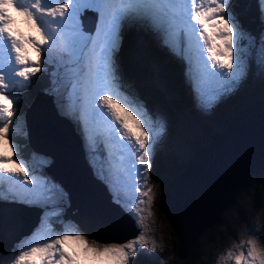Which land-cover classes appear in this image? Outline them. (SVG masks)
<instances>
[{
  "label": "snow or ice",
  "instance_id": "snow-or-ice-1",
  "mask_svg": "<svg viewBox=\"0 0 264 264\" xmlns=\"http://www.w3.org/2000/svg\"><path fill=\"white\" fill-rule=\"evenodd\" d=\"M259 6L264 17V0ZM235 7L236 0H0V145L11 152H0V200L45 209L30 236L7 254L0 252V264H80L81 253L99 264H130L138 250L149 245L156 250V237L146 222L155 201L149 182L166 121L147 109L118 70L122 32L127 27L148 31L159 46L186 63L195 101L202 110H211L239 87L253 62L264 71V30L258 39L244 30ZM86 11L96 14L93 31L82 27ZM20 23L26 25L27 35ZM52 64L57 68L53 90H67V103L58 107L78 125L89 152L95 153L93 170L140 229L126 242L89 239L75 226L55 231L50 217L61 215L60 201L67 193L46 176L36 175L20 155L16 105L32 78ZM101 144L107 156L100 155ZM72 243L81 253L67 250ZM240 248L234 264H264V248L255 240L248 241L246 252L243 242ZM226 255L231 258L233 253Z\"/></svg>",
  "mask_w": 264,
  "mask_h": 264
},
{
  "label": "water",
  "instance_id": "water-1",
  "mask_svg": "<svg viewBox=\"0 0 264 264\" xmlns=\"http://www.w3.org/2000/svg\"><path fill=\"white\" fill-rule=\"evenodd\" d=\"M42 93L38 89L32 104L38 95L45 97ZM208 136L205 144L194 143L188 163L167 182L164 191L169 217L165 227L174 231V251L179 258L188 253L204 229L217 221L222 208L236 199L238 187L247 177L264 169V108L250 111L246 116L233 114L220 132ZM82 159L83 162L71 163L74 169L71 178L91 193L93 203L86 217L117 230L120 234L117 241L135 236L138 229L131 230V223L122 218L118 205L110 201V194L102 193L93 184L91 168L83 156ZM75 187L71 190L73 198L79 194L75 193ZM99 206L107 211V217L101 220L95 214ZM74 212L75 207L68 203L62 216L75 220L71 216Z\"/></svg>",
  "mask_w": 264,
  "mask_h": 264
},
{
  "label": "rangeland",
  "instance_id": "rangeland-1",
  "mask_svg": "<svg viewBox=\"0 0 264 264\" xmlns=\"http://www.w3.org/2000/svg\"><path fill=\"white\" fill-rule=\"evenodd\" d=\"M243 21H244V18H243ZM250 23L255 28L254 33H251L250 31H248L247 25L244 26V23L241 22L244 30H246L248 33L252 34L253 36H256L258 39L260 34L257 33L256 23L255 24H254V22H250ZM86 26L87 25L85 23V27ZM139 36L142 37V34L139 33ZM124 38L125 37L122 38V43L120 45V48L125 44L123 42ZM126 38H127V35H126ZM133 54H134V59H135L136 52L134 51ZM117 55H118V52H117ZM117 55H116V60H117L118 66H119L118 70L121 72V66L119 65ZM125 58H127V56H125ZM126 64H127L128 70L131 71L132 74H134V78L137 81L138 85L136 84V82L133 84L131 81H130V84L132 86H134V89L136 88L135 92H136V94H138L139 99L141 101H143L144 103H145L144 100L149 101L147 99V97L144 95L143 90L147 91L151 87L154 88L153 86H156L157 84H159L160 80L158 79V83H156L157 79L155 78V74L159 75L158 70H156L155 68L153 69V67L140 68L138 66V67H136V69L134 71L132 69L131 65L127 61H126ZM252 67L254 69V72H253L254 76H253V81L251 84L253 85V88L257 90L255 98L257 99V101L264 102V71H261L260 68L255 64V62L252 63ZM152 70H154V72H152ZM60 71H62V69ZM186 71H187V69L182 66V68H181L182 81L186 85L189 92L192 93L191 86L189 83H187L188 79L186 77ZM150 72L152 74H150ZM141 73H143L144 77L142 76ZM122 75H123V73H122ZM184 78L187 82L184 80ZM125 87H126V85H124V88ZM125 89H127V87ZM128 91H131V90H128ZM235 93H237V90H235L234 92H232L229 95H233ZM143 95H144V97H143ZM229 95L223 97L220 100H224ZM45 101H49L47 97H43V98L39 99V102H42L43 106L45 105ZM157 101L158 102L155 104V108H156L155 110L156 111H154V114L159 113V115L164 116V118L165 117L169 118V119L171 118V125L173 128L179 129L180 131L183 132L184 135H186L184 132L190 133L195 127L197 128V125L199 124V122L186 119L184 114L181 111H179V110L173 108L172 106H170L169 104L165 103L161 97ZM168 101L171 104V103L175 102L176 100L173 98H169ZM232 102L236 105L237 108L239 107V103L240 104L248 103L246 101H240L239 102L237 97H235L231 101H226L223 103L225 111L222 112L223 113L222 115H225L227 117L231 116V110H230L231 105H229V104ZM66 103H67V90L65 88L61 87L58 90V95H57L56 99L53 101V104H54V106H56L57 112L60 115L59 117L66 120L68 123H71L73 119L63 115L60 112L61 108L58 107V105H63ZM150 104H153V102H150ZM215 108H219V106H216ZM252 111H254V110H252ZM214 114H217V110H214V108H212L210 110L208 116H213ZM19 119L21 122V127L25 130L26 135H27L26 119H25L24 114L20 115ZM174 119H185V121L187 120V122H189V125H186L184 123V129L177 128V127L173 126L172 120H174ZM212 121H217V120L215 118H213ZM218 124L220 125L221 123L218 122ZM191 125H194V126H191ZM186 127H188L191 131L188 132L187 129H185ZM191 133H193V132H191ZM18 135L24 136L23 131H21V133ZM171 135L173 138L175 137L176 146L174 148H172L170 150V152L173 154V159L176 162V164H178L179 166H182L183 165L182 163L185 162V159H186V147H187L186 138L185 137L181 138L179 133H177L176 131H173ZM208 140H209V136H208V139L203 143H199V142H194V143L202 145V144H205ZM38 144H40V146H38ZM48 144L49 143L46 142L42 145L41 143L38 142L36 144L37 146L35 145L36 146L35 149L37 151L31 150L30 148H28V150H27L28 158L27 159L24 158V159L35 169L36 175L42 174V175L46 176L50 180L54 181L56 184H59L64 189V191L67 193V197L60 201V209H61V213H62L64 206L67 203L66 200L69 199L68 202L70 204L73 201V199L77 198V197L72 198V200L70 198H68L69 196H68V192H67L66 188L63 186V184L59 180L56 179V177H57L55 174L56 171L50 170V167H52L56 161L53 160L54 162H51L52 160H51L49 155L52 154V151L48 148H44V145H46L47 147H50V146H48ZM192 145H194V144H192ZM23 149H24V147L20 146V150H23ZM158 156H159V153L156 152L155 158L153 160V165L155 164ZM48 161H49V163H48ZM61 163H62L61 160H59L57 165L54 166V169H56L57 167H58L57 169H59V166L61 167ZM90 166L92 169L91 164H90ZM156 180L157 179L155 178L154 174L153 175L151 174V180L149 183L153 187V191L155 194V201H154V205H153V216L150 218V221H146V222L149 223V225H150V228L148 229V231L151 232V234L156 237V241L159 242V243L157 242L159 245L157 244V246H156L158 253L156 254L155 258L159 259L161 261V260L165 259L164 257H162V258L159 257L160 255H162L164 253L162 244H165V248L168 250V254H170V252H172L171 247L167 246V245H169V237L171 236V228L165 227V224L168 223V221H167L164 209L161 207V204H160L161 191L164 188V186L166 187V184H165V182H162L161 180H159L158 182ZM93 184L95 186H98L101 188L100 183L98 181L93 180ZM104 190H105V188H104ZM105 192H106V190H105ZM110 195L113 198V194L111 192H110ZM6 202L8 203V201H6ZM231 203H233V204L230 205L229 208L227 209V212L225 214V216H227V217L226 218L224 217L223 225L221 224V226H220L219 221L216 222L219 225V226H217V235L216 236H221L223 238V243H221L222 246H225V245L227 246V249H225V254L222 257H219V259H217L216 264H234V257H235V255L239 254V252L241 250V248H240L241 243L243 242V249L246 252L247 247H248V241L250 239L255 240L259 244L260 247L264 248V169L258 170L255 173H252L248 176L246 181L240 186L236 199ZM18 207L19 208L21 207L20 203L0 205V208H4V209H0V218L7 219L8 213L11 212V210H9V209H16ZM40 207L42 209V214L38 218L34 230L40 225L41 219L45 215L44 207L42 205H40ZM5 209H7V210H5ZM122 209L125 211L124 207H122ZM19 213H24L25 215L27 213V215L25 216L26 219H24L23 221H21L20 219H16V220H14L15 223L13 221H11V223H14V229H13V232H11V233L5 234V232H4L5 229L3 228V232H4L3 244H5V245L8 244V242L11 240V238H13V236L15 238L21 231H24L26 229V227L30 224V221L32 220V218L35 216V214H37V210H34L33 212H19ZM119 213L125 221L131 223V225H132L131 230L138 228L135 220L130 215L127 216V215L121 213V211ZM151 221H154V223H152ZM227 221L229 222L228 225L226 224ZM54 222H55L56 227H61V228H64L65 226H75V227L79 228L85 235H87L89 239H91L89 237V235L85 232V230L80 226V224H76V223L71 222V221L70 222L65 221V220L61 219V215L58 217H50L51 226L54 225ZM89 222L94 223V224H98L97 222H94L93 220H91V221L89 220ZM3 223H6V220L1 222V224H3ZM3 225H5V224H3ZM3 225H2V227H3ZM52 228H54V227H52ZM34 230H32L27 235H23L22 237L30 236ZM109 230L111 233L106 235V238L97 239V240H101V241H103V243H123V242H126L129 239H132L135 236H137L139 234V231H140V229L138 228V232L134 237H130L124 241H117L120 234L115 229L111 230L109 228ZM4 238H6L7 242L4 241ZM17 242H20V241H14V243H16V244H17ZM12 247H13V245L11 246L10 250L12 249ZM217 247H218V244L209 245L207 247V251L210 252V257L214 260V262H215V259L217 257ZM229 251H232V253H233L231 258H229L226 255ZM1 252H5V250L1 249ZM136 257H133L130 263H133L136 260ZM203 258L206 259V255H204ZM149 259H151V257ZM134 264H136V262ZM194 264H196V263H194ZM206 264H208V262H206Z\"/></svg>",
  "mask_w": 264,
  "mask_h": 264
},
{
  "label": "trees",
  "instance_id": "trees-1",
  "mask_svg": "<svg viewBox=\"0 0 264 264\" xmlns=\"http://www.w3.org/2000/svg\"><path fill=\"white\" fill-rule=\"evenodd\" d=\"M236 4L237 5L235 7V13L237 14L239 21L244 23V26H246L247 24L253 21L254 24L256 23L257 33L261 34V31L264 30V27H261L260 21H258V19L254 17V15H257L255 3L250 0H246V1L236 0ZM244 15L246 18L244 17ZM247 30L249 31L248 25H247ZM133 50L136 52L135 59H134ZM119 56L121 58V63L123 67L122 76L124 79H126L127 81L130 80L131 82L136 81L134 78V74H132L131 71L128 70L126 61L131 65L134 71L138 66L140 68L153 67V69L155 68L159 72L160 76L155 74V78L157 80L159 79L160 82L156 86H153L155 89H153L154 93H152V96H157L159 98L161 97L162 100L169 105H170L168 101L169 98H173L177 102H179L182 106L187 108L189 111L192 110V106L190 103L191 102L190 92L187 89L184 82L182 81V74H181L182 72H181L180 64L176 63L167 54H165L158 47L156 42L152 40H146V39L144 40L143 37L139 36V33H135L134 29L130 27L127 31V38L125 40V44L119 50ZM125 56H127V58H125ZM55 71H56V66L54 64L48 65L46 66V69L44 71H41L35 77L32 78L31 86L26 91L20 94L19 102L16 105L18 109V114L22 112L20 115H23L26 108H27L26 111H28V109L32 106V101L35 99V94L38 91V89H45L49 91L53 89L52 81L55 78L54 76ZM152 72H154V70H152ZM141 74L144 77L143 73ZM245 100L248 103L246 104L239 103L238 108L233 103L234 104L232 106L233 114L243 115L249 111L264 108V102L256 101L253 100L252 98H246ZM146 103L149 105V107H151L150 108L151 110L156 109L153 105L151 106L147 101ZM223 111L224 109L221 110V112ZM217 118L221 121L220 128L222 126L224 128L228 118L230 117L221 114L217 116ZM217 129H218L217 124L203 122L199 130L193 132L194 135L191 138L186 139V141H189L190 145L194 144V142L203 143L208 139V135L210 133L211 134L215 133ZM170 141L171 139L170 137H168L164 148H161V150L159 151V153L160 152L161 153L153 169V174L157 179L156 181L158 182L159 180H161L162 182H165V184H167L168 180H170L175 174L180 172L184 164L186 163L185 160V162L182 163L183 164L182 166L176 164V162L173 159V154L169 151V148H171ZM190 150L191 147H189L186 150L187 157L190 153ZM21 155L22 157H24V153H22ZM240 186L238 187V189L240 188ZM169 189L170 188H167V190ZM164 191H165V186L161 191L160 204L161 207L164 209L167 221L169 223L168 213L166 212L164 205ZM230 205L231 204L226 205L224 208H222L220 212V217L218 220L220 226L221 224L223 225L224 217L225 218L227 217L225 216V214ZM226 224L228 225L229 222L227 221ZM219 225L217 223H213L212 225L204 229L202 233L196 238L195 243H193V245L190 247L188 253L182 258H179L175 254L174 247L176 243V236L174 235V231L171 229V236L169 237V245L167 246L171 247L172 252L168 254L169 257L168 264H194V263L198 264L199 262L200 263L202 262L201 258L204 255H206V260L209 261L210 252L207 251V247L209 245H215V244H218V247H220L222 246L221 243H223V238L221 236H216L217 226ZM59 229H61V227H59ZM95 235L100 237L98 239L106 238V235H100V234H95ZM89 237L91 239H95L92 236ZM97 241L103 242L101 240H97ZM14 246L15 244L13 245V247ZM138 258L139 256L136 259L137 261L135 260L133 263L130 264H134L135 262L136 264H143V262H145V260H140Z\"/></svg>",
  "mask_w": 264,
  "mask_h": 264
},
{
  "label": "bare ground",
  "instance_id": "bare-ground-1",
  "mask_svg": "<svg viewBox=\"0 0 264 264\" xmlns=\"http://www.w3.org/2000/svg\"><path fill=\"white\" fill-rule=\"evenodd\" d=\"M248 29L251 33L255 32V28L253 27V25L251 23L248 24ZM123 42L125 43V38H124ZM117 58L119 61V65L121 66V72L123 73V67H122V63H121V58L119 56V51H118ZM150 74H152V73H150ZM135 82L137 84V81H135ZM135 82H132V83L134 84ZM153 89L154 88L151 87L147 91L143 90V92H144V95L149 100L147 102L150 104V99H151V102H153V104H150V105L151 106L153 105L155 107V104L158 102L157 100H159L160 98L157 96H152V93H154ZM144 95H143V97H144ZM42 97L43 96L38 95L35 103L32 104V106L28 109V111H26V109H25V112H24V116L26 119V128L29 129V135L31 136L30 140L32 142L35 141V143H34L35 145L38 142L41 143L42 145L47 142V143H49L48 146H50V148H52V149H58V151L59 150L60 151H69L71 153V155L78 157L79 156L78 143H77V140L75 138H73L72 131L68 127L69 123L66 120H64L63 118L59 117L60 115L58 114L56 106H54V104H53V101H45V105L43 106L42 102H39V99H41ZM174 104L175 103H172L171 105H174ZM60 112L62 113L61 109H60ZM65 116L69 117L68 115H65ZM166 119H167L168 123L171 124V118L170 119L166 118ZM172 121H173V126L180 128V129H184V123L186 125H189V122H187V120L185 121V119H174ZM191 126H194V125H191ZM185 129H187L188 132L191 131L188 127H186ZM184 133H187V132H184ZM27 136H28V132H27ZM59 160H61V162H62L63 158H61V157L57 158V161H59ZM57 163L58 162H55L54 165L52 167H50V170H52V171L55 170L56 172L60 171L61 170L60 166H59V169H57L58 167L56 169H54V166L57 165ZM90 164L92 165V170H93V162H91ZM93 173H95L94 170H93ZM56 179L59 180L63 184V186L68 190L69 198L72 200L73 197L71 194V190L73 189V187H75L77 185V181L71 180L69 182H62L61 179H59L58 177H56ZM76 197L77 198H74L72 202H76L80 208L85 209L88 213L89 207L93 203V200L92 199L89 200L83 192L79 193ZM72 202L70 204H74ZM18 208H16V209H18ZM0 209H4V208H0ZM16 209H9V210H11V212H12ZM5 210H7V209H5ZM96 213L99 214L100 220L107 217V211L103 206H99ZM26 215H27V213H26ZM26 215L24 213L18 212L15 216H18L19 219L21 221H23L24 219H26V217H25ZM71 216H73L79 222L80 226L86 231V233L89 236H92L95 239L100 238L99 236L94 235L96 233L100 234V235H108L111 233L109 230V228L111 229V227L108 224H101L100 221H95V219H90V221L93 220L94 222L98 223V224H94V223L89 222V220L88 221L85 220L81 216H76L73 214ZM5 220H6V223H3L5 225L2 224L3 227H2V229H0V251L2 249V250H5V252H7L10 250V248L13 245L16 237L14 238V236H13V238H11V240L9 241L10 243L8 242L7 245L3 244L4 232H5V234L13 232L14 223H15L14 220H10L8 218L7 219L0 218V224H1V222L5 221ZM11 221H13L14 223H11ZM3 228L5 229L4 232H3ZM32 229H33V227H32ZM4 241L7 242L6 238H4Z\"/></svg>",
  "mask_w": 264,
  "mask_h": 264
},
{
  "label": "clouds",
  "instance_id": "clouds-1",
  "mask_svg": "<svg viewBox=\"0 0 264 264\" xmlns=\"http://www.w3.org/2000/svg\"><path fill=\"white\" fill-rule=\"evenodd\" d=\"M249 77V80H248V82H249V85L246 87V89L248 90V92H244L243 94H240L239 92L238 93H235V94H233L234 95V97H229L228 98V100L230 99H234L235 97H237L238 98V101L240 102V100H244V99H246V98H252L253 100H255V96H256V93H257V90L256 89H254L253 88V86H250V85H252L251 83H252V81H253V77H250V76H248ZM184 80H185V78H184ZM126 87H127V85H126ZM128 90H131V89H128ZM190 98H191V106H192V110L191 111H189L187 108H185L184 106H182L179 102H177V101H175V102H173V103H175L174 105H171L173 108H175V109H177V110H179V111H181L183 114H184V116H185V118L186 119H189V120H192V121H197V122H199V124L197 125V128L195 127L193 130H192V132H196V131H198L199 130V128L201 127V125H202V123L203 122H208V123H215V124H217L218 125V129H217V131L215 132V133H218V132H220L222 129H223V126L220 128V126H221V124L219 125L218 124V122H220L221 123V121L217 118V116H219V115H221V114H223L222 112H221V110L222 109H224V105L222 104V103H216V105L213 107L214 108V110H217V114H214L213 116H208L209 115V112H210V110H202L201 109V107L197 104V102L195 101V99H194V95H193V92L192 93H190ZM227 100V101H228ZM234 104L232 103V106H233ZM184 108V110L182 109V107ZM216 106H219V108H215ZM232 106H231V108H230V110H231V116L233 115V113H232ZM224 111H225V109H224ZM250 112V111H249ZM249 112H247V113H249ZM247 113L246 114H243L244 116H246L247 115ZM235 115H238V114H235ZM231 116H229V117H231ZM213 118H215L217 121H212V119ZM228 120H229V118H228ZM227 120V121H228ZM202 122V123H201ZM227 123V122H226ZM226 125V124H225ZM172 127V125L170 124V123H168L167 121H166V129H167V131H166V135L163 137V139H162V141L159 143V146H158V149H157V152L159 153V151L161 150V148H164V146H165V144H166V140L168 139V137H170V139H171V141H170V146H171V148H169V151L172 149V148H174L175 146H176V140H175V138L174 139H172L173 137H172V132L173 131H176L177 133H179V135H181L180 137L182 138V137H185L186 139H188V138H191L194 134L193 133H185L186 135H184L183 134V132L182 131H180L179 129H175V128H171ZM70 127H71V131H72V134H73V138H75L76 140H77V143H78V147H79V156L78 157H75V156H73V155H71V153L69 152V151H56V150H54L53 151V153L51 154V155H49L50 156V158H51V162H53V160H55L56 162H58L57 161V158H63V161H62V163H61V170L60 171H57L55 174H56V176L59 178V179H61V181L62 182H69V181H71V180H73V178H71L72 176H71V174L74 172V169L71 167V163L73 162V161H75V160H78V161H80V162H83V159H82V156L86 159V161H87V163L89 164V166H90V163L92 162V157L95 155V153H90L89 152V150H88V148H87V146H86V144H85V142H84V139L82 138V135H81V131H80V129H79V127H78V125L76 126V127H74L72 124H70ZM69 127V128H70ZM179 131V132H178ZM27 132H28V134H29V131H28V129H27ZM212 134H214V133H212ZM27 136V135H26ZM189 147H191V150H190V153H189V155L191 154V151H192V148H193V145H190L189 144V141H187V147H186V150L189 148ZM27 150H28V148H27ZM50 150H52V148H50ZM23 152H20V154H22ZM171 154V153H170ZM189 155H188V157H187V152H186V163L184 164V166H183V168L185 167V165L188 163V161H189ZM22 156V155H21ZM159 156H160V153H159ZM159 156L157 157V159H156V162H157V160H158V158H159ZM155 162V163H156ZM48 163H49V161H48ZM99 164H100V161H96V165L97 166H99ZM154 166H155V164L153 165V167H152V169H151V174L153 175V169H154ZM90 168H91V166H90ZM182 168V169H183ZM84 169V168H83ZM181 169V170H182ZM85 170V169H84ZM91 173H92V177H93V180H96V181H98L99 183H100V186H101V191H102V193H104V194H107L106 192H105V190H104V187H103V180H101V179H99L98 178V176H97V174H96V172L95 173H93V170L91 169ZM181 173V171L180 172H178L177 174H180ZM176 175V174H175ZM248 178V177H247ZM90 179V178H89ZM244 183V182H243ZM242 183V184H243ZM77 186H79L80 188H81V190H80V192L79 193H81V192H83L84 194H85V196L90 200V199H92V196H91V193H90V191L88 190V188L85 186V185H82V184H80V183H78L77 182ZM103 188V189H102ZM67 190V189H66ZM83 190H87V191H83ZM67 192H68V190H67ZM238 192H239V189H238ZM238 194V193H237ZM68 196H69V192H68ZM69 198V197H68ZM69 200V199H68ZM110 201H111V199H110ZM0 203H5V202H3L2 200H0ZM9 204H18V203H20L21 204V207L20 208H18V209H16V210H14V211H12V212H10L8 215H7V217L10 219V220H14V214H17L18 212H23V211H20V210H25V207L23 206V204L21 203V202H13V201H10L9 200V202H8ZM73 203V202H72ZM231 205L233 204V203H230ZM2 205H4V204H2ZM34 204H29V208L31 207V206H33ZM71 205H73L74 207H75V212L74 213H78V215L79 216H81V217H83L85 220H90V219H92L91 217H86V215H87V211L85 210V209H83V208H80L79 207V205L77 204V203H74V204H71ZM28 208V209H29ZM18 211V212H17ZM221 212V211H220ZM96 214V216L97 217H99V214L98 213H95ZM63 215V212L61 213V216ZM220 217V216H219ZM219 217H218V219H217V221L219 220ZM97 220V219H96ZM216 221V222H217ZM215 222V223H216ZM133 224V223H132ZM136 229H138V228H136ZM138 232V231H137ZM137 234V233H136ZM134 237V236H133ZM158 242V241H157ZM159 243V242H158ZM157 243V244H158ZM159 245V244H158ZM163 245V251H164V253L162 254V255H160L159 257L160 258H162V257H164L165 259L164 260H159V259H149L147 256V262H149V264H168L169 263V257H168V250L165 248V244H162ZM160 261V262H159Z\"/></svg>",
  "mask_w": 264,
  "mask_h": 264
},
{
  "label": "flooded vegetation",
  "instance_id": "flooded-vegetation-1",
  "mask_svg": "<svg viewBox=\"0 0 264 264\" xmlns=\"http://www.w3.org/2000/svg\"><path fill=\"white\" fill-rule=\"evenodd\" d=\"M225 249H227V246H220V247H217V257L215 259V262L214 260L210 257L209 261H207L206 259H204L203 257L201 258L202 259V262L198 263V264H206V262H208V264H216V261L217 259H219V257H222L224 254H225Z\"/></svg>",
  "mask_w": 264,
  "mask_h": 264
}]
</instances>
